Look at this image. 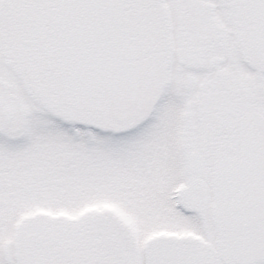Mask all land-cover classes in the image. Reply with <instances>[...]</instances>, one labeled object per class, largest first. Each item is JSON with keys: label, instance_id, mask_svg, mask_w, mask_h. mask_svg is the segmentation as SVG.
I'll list each match as a JSON object with an SVG mask.
<instances>
[{"label": "snow or ice", "instance_id": "snow-or-ice-1", "mask_svg": "<svg viewBox=\"0 0 264 264\" xmlns=\"http://www.w3.org/2000/svg\"><path fill=\"white\" fill-rule=\"evenodd\" d=\"M0 264H264V0H0Z\"/></svg>", "mask_w": 264, "mask_h": 264}]
</instances>
